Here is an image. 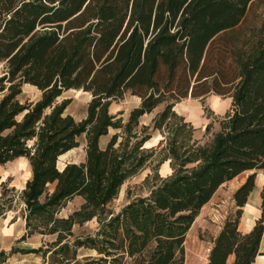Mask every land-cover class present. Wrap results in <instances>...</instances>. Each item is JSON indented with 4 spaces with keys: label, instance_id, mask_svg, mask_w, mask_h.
Segmentation results:
<instances>
[{
    "label": "trees",
    "instance_id": "16d2710c",
    "mask_svg": "<svg viewBox=\"0 0 264 264\" xmlns=\"http://www.w3.org/2000/svg\"><path fill=\"white\" fill-rule=\"evenodd\" d=\"M251 1L0 0V165L23 156L30 166L19 193V239L54 234L10 252H40L51 264H185L186 232L215 190L243 170L260 168L264 176V14L256 28L236 34ZM23 83L40 96L21 100ZM71 87L91 92L81 119L64 112L69 98L57 101ZM211 90L231 96L232 112L201 141L173 105ZM126 91L140 101L122 120L109 104ZM161 101L151 123L139 126ZM109 127L118 130L100 146ZM154 129L161 138L146 146ZM81 133L84 160L59 166ZM164 160L171 170L161 175ZM145 167L140 189L128 187L127 201L110 208L123 182ZM254 175L233 191L236 207L205 264H252L264 230V180L260 215L247 232L237 225ZM6 185L0 178V215L11 207L13 186ZM76 195L79 206L59 216ZM93 217L92 233H73ZM79 247L94 254L78 258ZM6 257L1 249L0 262Z\"/></svg>",
    "mask_w": 264,
    "mask_h": 264
},
{
    "label": "rangeland",
    "instance_id": "374dc122",
    "mask_svg": "<svg viewBox=\"0 0 264 264\" xmlns=\"http://www.w3.org/2000/svg\"><path fill=\"white\" fill-rule=\"evenodd\" d=\"M264 14V0H252L243 16L241 22L238 25L236 34L242 37L247 34L249 29L257 27ZM2 71V64L0 63V73ZM41 91L30 83H23L21 87V100H34L40 96ZM91 97V92L83 90L82 88H67L64 89L57 97V101L64 98H69V101L65 107L64 112L70 113L75 119H81L86 115L87 103ZM140 97L136 94H131L126 91L121 98L111 100L109 104V111L118 113L122 117V120L127 118L129 110L137 103H139ZM164 101L158 103L150 112H146L139 117V126L142 124H150L151 117L155 111L160 110ZM173 108L184 116L186 120H189L195 127L193 136L198 137L203 141L207 139L212 131H215L220 126V120L224 118L228 113L232 112L231 96L227 94L216 93L211 90L205 94L202 98L200 96H191L188 93L186 96L180 98L173 105ZM210 124L208 132L205 131V124ZM118 129L109 127L108 132L102 137L107 139L114 131ZM149 141L145 142L146 146L157 145L161 134L158 129L150 130ZM79 144L58 157V165H63L66 161H82L85 155V136L81 133L78 136ZM102 145V141H100ZM157 146V149L160 147ZM167 160H164L158 166V172L161 175H165L170 172L171 168L167 165ZM150 170L149 167H145L140 172L126 179L121 185L117 195L109 202L108 206L113 210L119 209V207L127 201L126 189L129 187L131 191H138L139 183ZM255 173V177L262 171L260 168L243 170L233 176L232 178L224 181L218 189H216L212 196L210 208L203 215V219L198 225L192 224L186 232L184 240L185 251V264H203L205 257H207L209 247L208 239L209 234L205 231L203 222L210 221V213H220L221 207L225 205L228 209L231 203V197L235 187L244 180L251 172ZM0 178L1 180L7 179L6 187L11 188L6 192V196H12L11 207L5 210L7 215L14 214L15 216L22 217L24 203L20 198V189L24 186L25 180L30 176V166L27 159L23 156L14 158L0 165ZM1 190V189H0ZM233 199V198H232ZM81 197L76 195L60 207L58 211L59 216H66L69 212L79 206ZM234 201V200H233ZM218 210V211H217ZM232 212V210H231ZM8 217V216H7ZM21 220V219H20ZM97 225L95 217L84 221L81 224L75 223L72 227L75 235H81L86 233H92ZM54 238V234L33 233L22 241V247H36L40 244H45ZM71 238V237H70ZM45 246V245H44ZM85 254H94L93 250L79 247L77 249V257L80 258ZM3 264H51L47 259H44L40 252H22L18 251L8 257Z\"/></svg>",
    "mask_w": 264,
    "mask_h": 264
},
{
    "label": "crops",
    "instance_id": "0c3cea01",
    "mask_svg": "<svg viewBox=\"0 0 264 264\" xmlns=\"http://www.w3.org/2000/svg\"><path fill=\"white\" fill-rule=\"evenodd\" d=\"M135 105H137V103ZM156 112L157 111H155V113ZM154 114L152 115V117L154 116ZM104 135L105 134H103L99 137V141H98L99 145H100V141H102V145H100V146H104L105 143L107 142L108 138H109L108 137L107 139L102 140V137ZM197 139H198V137H197ZM147 141H149V140H147ZM167 165H168V162H167ZM263 180H264V176H263V173L261 171V172H259L257 177H255L254 186H253L252 190L250 191L246 202L240 207L241 208V215L239 217L237 227L241 232L249 231L252 228V226L254 225L255 220L260 215V204H261L260 190H261V187L263 184ZM243 181L244 180H242L240 183H242ZM236 187H235V189H236ZM214 193H213V195H214ZM212 196L207 202H205L201 206L199 213L196 215L192 224L198 225V223L201 222V220L203 219V215L210 208ZM223 206L224 207H221L222 211H220V213L215 214V212H212L213 215L210 213L209 216L213 222H210L208 220L203 222V225L205 227V231H207V233L210 236V239H208V247L209 248L212 245V238H214V236L220 230V228H221V226L225 220L226 215L236 207L232 197H231V203H230L229 209L225 205H223ZM23 232H24L23 216L22 217L15 216L14 214L7 215L6 211L2 215H0V250L3 249L7 253V257L5 258V260L1 261L0 264H3L8 259V257L10 255L18 252V251L10 252L11 247H22V241L23 240L19 239V237L21 236V234ZM229 259L230 260L232 259V255L229 257ZM206 261H207V257H205L203 264H205ZM252 264H264V230H263L261 238L259 240L257 252L255 254V257H254Z\"/></svg>",
    "mask_w": 264,
    "mask_h": 264
}]
</instances>
